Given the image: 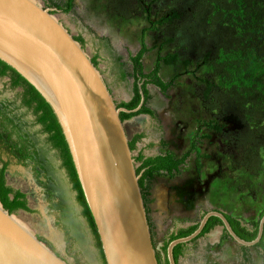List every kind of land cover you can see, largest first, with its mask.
Here are the masks:
<instances>
[{
  "label": "rangeland",
  "instance_id": "rangeland-1",
  "mask_svg": "<svg viewBox=\"0 0 264 264\" xmlns=\"http://www.w3.org/2000/svg\"><path fill=\"white\" fill-rule=\"evenodd\" d=\"M36 1L44 7L48 2H64ZM53 11L73 36L82 39V47L95 58L116 103L132 93L129 55L139 49L142 35L147 48L142 57L144 71L151 69L157 52L163 57L160 76L171 80V85L165 94L148 85L147 105L157 116L148 126L152 125L153 134L165 138L163 151L170 149L179 155L192 141L194 148L179 173L156 174L143 189L149 224L160 248L177 228L197 222L209 210H220L246 222L258 219L264 208V146L260 150L261 168L244 178L231 162V140L246 128L243 119L234 112L208 110L202 99L205 86L216 83L209 69L215 51L211 45H184L179 37L180 27L189 20V6L168 7L161 0H73L69 11ZM0 110L16 126L12 138L25 139L29 151L24 156L15 146L10 147L6 133L0 131V168L5 164V181L25 194L32 209L13 213L37 236L48 240L69 264H102L55 150L47 144L30 112L19 105L16 90L2 77ZM123 125L128 139L139 129L126 119ZM142 143H136L132 156ZM155 149L147 152L154 153ZM178 264H264V251L255 244L242 248L221 226H215L187 241Z\"/></svg>",
  "mask_w": 264,
  "mask_h": 264
},
{
  "label": "water",
  "instance_id": "water-1",
  "mask_svg": "<svg viewBox=\"0 0 264 264\" xmlns=\"http://www.w3.org/2000/svg\"><path fill=\"white\" fill-rule=\"evenodd\" d=\"M36 0H0V58L21 73L49 102L62 126L77 176L93 217L106 264H159L163 254L149 227L139 176L120 112L97 66L81 43ZM217 216L240 245L261 237L264 213L254 239L232 229L223 212L206 211L196 229L166 246L195 237L210 216ZM153 240V241H152ZM0 264H69L0 202Z\"/></svg>",
  "mask_w": 264,
  "mask_h": 264
},
{
  "label": "trees",
  "instance_id": "trees-1",
  "mask_svg": "<svg viewBox=\"0 0 264 264\" xmlns=\"http://www.w3.org/2000/svg\"><path fill=\"white\" fill-rule=\"evenodd\" d=\"M168 7L185 5L190 8L189 20L184 22L179 29V37L185 45H211L215 51L214 57L209 63V69L215 77V85L207 84L202 91L204 106L208 109H218L222 112H234L241 116L246 128L232 137L231 162L236 170L244 177L249 178L261 168V147L264 146V0H161ZM73 6V0H65L56 7L67 12ZM80 43L82 39L75 37ZM147 48L141 36L140 47L135 54L129 55L132 65V96L128 101H120L117 106L128 109L136 107L140 101L138 83L141 79V89L144 94V102L134 112H120L121 120L128 119L139 113H146L156 118L154 109L147 105L150 97L147 84H153L160 92L165 94L171 85V80L165 81L160 76L161 60L163 57L157 52L151 69L144 71L142 57ZM96 65L95 58L91 59ZM0 77L7 79L10 89L17 92L19 105L25 108L33 117V121L39 126L45 135L49 147L55 150L61 167L64 168L72 189L75 192L77 203L81 206V212L94 236L95 246L101 256L102 264H106L101 248L96 226L86 203L68 142L62 126L49 102L42 94L13 66L0 58ZM124 78V75L122 76ZM209 125V124H207ZM16 126L13 120L0 110V131L6 133L9 146H15L28 156L27 142L22 137L12 138ZM141 133H134L129 138L131 151L136 148V141L141 138ZM194 148V141L190 148L176 156L175 152L165 149L153 156H145L142 150L133 155L135 167L140 174L138 183L144 202L146 194L143 189L148 187L149 181L155 174L166 172L173 175L179 171V166L184 163L190 150ZM5 164L0 168V202L9 212L17 210L32 211L26 200L25 194L19 189H14L5 181ZM264 213V208L259 217ZM235 233L245 240H252L258 232V219L242 221L236 216L225 214ZM222 225L217 216L208 217L203 228L196 237L202 236L214 226ZM197 227V223L178 228L163 240L160 248L163 259L159 264H169L166 256V246L169 241L189 235ZM65 240L70 239L68 227L63 226ZM224 233L227 235L226 230ZM54 251L53 245L46 239L38 236ZM186 242L173 246V258L178 264V258L184 253ZM255 246L264 251V223L260 239ZM245 248V246H241ZM56 252V251H55ZM58 254V253H57Z\"/></svg>",
  "mask_w": 264,
  "mask_h": 264
},
{
  "label": "crops",
  "instance_id": "crops-1",
  "mask_svg": "<svg viewBox=\"0 0 264 264\" xmlns=\"http://www.w3.org/2000/svg\"><path fill=\"white\" fill-rule=\"evenodd\" d=\"M107 87H108V85H107ZM108 89H109V87H108ZM110 92L112 94L111 90H110ZM131 96H132V93L130 94V96L129 95L126 96V98L123 97L121 99V101H128L131 98ZM153 119L154 118H152L150 115H148L146 113H139V114H136V115L126 119V120L130 121V125L137 126L139 128V129L135 130V133H141L142 134V136L139 140L140 141L143 140V143H142V146L140 148H138V150H142L143 153L147 156H152V155H156L160 152H163V148L165 146L164 145L162 146L161 143H163V144L166 143V140L164 137L159 136L158 133H155V134L152 133V128H153L152 125L148 126L150 120H153ZM152 123H154V122H152ZM139 140H137L136 143ZM151 148H156L154 153L147 152L148 149H151ZM166 148H167V145H166Z\"/></svg>",
  "mask_w": 264,
  "mask_h": 264
},
{
  "label": "flooded vegetation",
  "instance_id": "flooded-vegetation-1",
  "mask_svg": "<svg viewBox=\"0 0 264 264\" xmlns=\"http://www.w3.org/2000/svg\"><path fill=\"white\" fill-rule=\"evenodd\" d=\"M63 1H65V0H63ZM63 3H64V2H63ZM63 3H57V4H63ZM46 6H48V7H50V8H53V7L57 8V7H56V4L53 3V2H52V3H49V2H48V3L46 4ZM57 10H60V9L57 8ZM74 37H75V36H74ZM90 59H91V58H90ZM132 79H133V78H132ZM139 82H141V84H142L143 79H141ZM138 84H139V83H138ZM148 85H149V84H147V88H148ZM152 85H153V84H152ZM138 86H139V85H138ZM140 86H141V85H140ZM153 86H155V85H153ZM155 87H156V86H155ZM157 88H158V87H157ZM148 90H149V89H148ZM158 90H159V89H158ZM159 91H160V90H159ZM161 93H162V92H161ZM149 94H150V92H149ZM162 94H163V93H162ZM184 152H185V151H184ZM182 153H183V152H182ZM182 153H181V154H182ZM144 155H145V154H144ZM179 155H180V154H179ZM179 155L176 154V156H179ZM145 156H147V155H145ZM152 156H153V155H152ZM187 157H188V156H187ZM187 157H186V158H187ZM185 161H186V159H185ZM185 161H184V163H182V164L179 166V171H178V172H175L174 174L180 172V170H181V166L185 164ZM138 174H139V173H138ZM160 174H166V175H168V176H173V175H174V174H173V175L167 174L166 172H162V173H160ZM155 175H156V174H155ZM155 175H154V176H155ZM139 177H140V176H139ZM152 179H153V178H152ZM152 179H151V180H152ZM140 190H141V189H140ZM143 201H144V200H143ZM144 205H145L146 214H148L147 206H146V201L144 202ZM219 211H220V210H219ZM221 212H223V211H221ZM223 214L225 215V214H228V213L223 212ZM229 215H230V214H229ZM200 218H201V217H200ZM147 219H148V223H149L148 215H147ZM258 220H259V219H258ZM198 221H199V220H198ZM198 221H197V222H194V223H192V224H189L188 226L193 225V224H196V223H197V225H198ZM206 221H207V220H206ZM205 223H206V222H205ZM229 224H230V223H229ZM216 226H221L223 229H225L222 225H216ZM149 227H150V224H149ZM186 227H187V226H186ZM214 227H215V226H214ZM179 228H184V227H179ZM202 228H203V227H202ZM177 229H178V228H177ZM177 229H176V230H177ZM195 229H196V228H195ZM195 229H194V230H195ZM194 230H193V231H194ZM225 230H226V229H225ZM200 231H201V230H200ZM175 232H176V231H175ZM208 232H209V231H208ZM226 232H227V231H226ZM173 233H174V232H173ZM198 234H199V233H198ZM198 234H197V235H198ZM205 234H206V233H205ZM227 234H228V233H227ZM197 235H196V236H197ZM196 236H195V237H196ZM228 236H229V235H228ZM193 238H194V237H193ZM152 241H153V240H152ZM184 243H185V242H184ZM186 244H187V242H186ZM241 246H243V245H241ZM56 253H57V252H56Z\"/></svg>",
  "mask_w": 264,
  "mask_h": 264
}]
</instances>
